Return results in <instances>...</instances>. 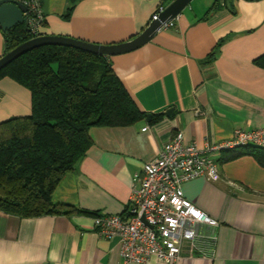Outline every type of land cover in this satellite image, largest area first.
<instances>
[{
  "label": "crops",
  "instance_id": "0c3cea01",
  "mask_svg": "<svg viewBox=\"0 0 264 264\" xmlns=\"http://www.w3.org/2000/svg\"><path fill=\"white\" fill-rule=\"evenodd\" d=\"M173 2L81 0L66 20L69 0H41V35L119 45L142 34L160 5ZM215 4L193 0L174 27L136 50L109 56L151 119L90 130L91 148L53 194L55 204L89 214L19 218L0 211V264H126L118 241L97 235L94 218L128 214L135 175L165 144L179 132L185 143L202 146L228 140L238 129L264 127V69L255 63L264 55V0H224L212 10ZM5 53L0 28V59ZM31 113V93L0 80V123ZM244 151L213 155L218 181L201 177L183 184L186 198L221 226L214 259L184 256L173 264H264V168Z\"/></svg>",
  "mask_w": 264,
  "mask_h": 264
},
{
  "label": "trees",
  "instance_id": "16d2710c",
  "mask_svg": "<svg viewBox=\"0 0 264 264\" xmlns=\"http://www.w3.org/2000/svg\"><path fill=\"white\" fill-rule=\"evenodd\" d=\"M79 1L69 0L64 19L71 17ZM222 1L216 0L212 10L220 8ZM3 34L5 55L35 38L26 24ZM222 43L208 62L215 60ZM255 63L264 69V55ZM3 79L31 93L32 113L0 123V211L19 218L89 214L55 204V189L91 148L92 128L128 127L147 115L138 109L107 56L44 46L2 69ZM244 150L242 154L252 156L264 168V149Z\"/></svg>",
  "mask_w": 264,
  "mask_h": 264
},
{
  "label": "built area",
  "instance_id": "2783aa9c",
  "mask_svg": "<svg viewBox=\"0 0 264 264\" xmlns=\"http://www.w3.org/2000/svg\"><path fill=\"white\" fill-rule=\"evenodd\" d=\"M20 2L28 9V30L35 38L41 36L45 22L41 0ZM165 10L160 5L151 23L159 20ZM178 18L163 24L159 32L174 27ZM247 147L264 149V127L238 129L228 140L202 146L185 143L184 134L177 133L135 175L128 214L94 218L97 235L117 240L119 254L126 264H145L151 259L173 264L184 256L214 259L218 245L216 229L221 223L186 198L183 184L201 177L218 181V162L213 155Z\"/></svg>",
  "mask_w": 264,
  "mask_h": 264
},
{
  "label": "water",
  "instance_id": "95a60500",
  "mask_svg": "<svg viewBox=\"0 0 264 264\" xmlns=\"http://www.w3.org/2000/svg\"><path fill=\"white\" fill-rule=\"evenodd\" d=\"M193 0H174L164 13L160 15L159 20L153 21L145 31L132 41L119 45H96L77 39L62 36L41 35L24 44L18 46L0 59V71L22 55L44 46H63L85 51L91 54L102 56H113L136 50L149 43L159 33L160 27L176 19ZM27 7L20 1L0 0V28L3 32L14 29L15 27L26 24L25 13ZM171 111H168L170 114ZM151 119V115L147 116Z\"/></svg>",
  "mask_w": 264,
  "mask_h": 264
}]
</instances>
